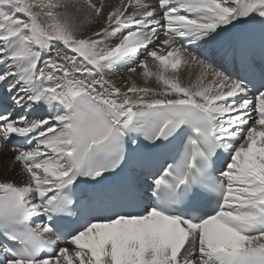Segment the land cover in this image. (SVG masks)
I'll list each match as a JSON object with an SVG mask.
<instances>
[{
    "label": "snow or ice",
    "instance_id": "1",
    "mask_svg": "<svg viewBox=\"0 0 264 264\" xmlns=\"http://www.w3.org/2000/svg\"><path fill=\"white\" fill-rule=\"evenodd\" d=\"M105 7L0 0V264H264V0Z\"/></svg>",
    "mask_w": 264,
    "mask_h": 264
},
{
    "label": "bare ground",
    "instance_id": "2",
    "mask_svg": "<svg viewBox=\"0 0 264 264\" xmlns=\"http://www.w3.org/2000/svg\"><path fill=\"white\" fill-rule=\"evenodd\" d=\"M97 2H99V0H97ZM103 3L106 6L105 11H107V10H110L111 6H115L116 4H118L119 0H103ZM99 27H100V25L98 23L86 25L85 34H87L90 31H96ZM141 57H143V54H141ZM150 66H151V61H150ZM119 71H120L119 73H117V71H116V73L110 77L118 85L122 83V80H120L119 76L125 77V75H127V76L129 75L126 68H120ZM189 72H191V76L189 75ZM196 72H197V69H195V68H193L191 70L185 69L181 73V79L185 83H187V82H189L190 79H195ZM132 78L138 83V85H140V84L143 85V81L141 80V78L139 76L133 75ZM149 86L156 87L155 81H152ZM11 155H12V153L10 151H8L7 154L5 155L4 150L0 149V176H2L4 174L11 176L14 174L11 170H9L10 164H9L8 158L11 157Z\"/></svg>",
    "mask_w": 264,
    "mask_h": 264
},
{
    "label": "rangeland",
    "instance_id": "3",
    "mask_svg": "<svg viewBox=\"0 0 264 264\" xmlns=\"http://www.w3.org/2000/svg\"><path fill=\"white\" fill-rule=\"evenodd\" d=\"M120 69H117L116 71H117V73H119L120 71H119ZM119 78H120V80H124V79H127V75H125V77H123V76H119ZM138 84V83H137ZM141 86H143L142 84H140Z\"/></svg>",
    "mask_w": 264,
    "mask_h": 264
}]
</instances>
